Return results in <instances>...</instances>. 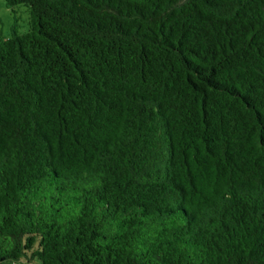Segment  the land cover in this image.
I'll return each mask as SVG.
<instances>
[{"label":"trees","instance_id":"obj_1","mask_svg":"<svg viewBox=\"0 0 264 264\" xmlns=\"http://www.w3.org/2000/svg\"><path fill=\"white\" fill-rule=\"evenodd\" d=\"M0 264H264V0H4Z\"/></svg>","mask_w":264,"mask_h":264},{"label":"rangeland","instance_id":"obj_2","mask_svg":"<svg viewBox=\"0 0 264 264\" xmlns=\"http://www.w3.org/2000/svg\"><path fill=\"white\" fill-rule=\"evenodd\" d=\"M29 19V11L25 5L7 6L4 0H0V37H10L13 27L19 34L28 31ZM19 262L21 264H38L36 260L20 259Z\"/></svg>","mask_w":264,"mask_h":264}]
</instances>
